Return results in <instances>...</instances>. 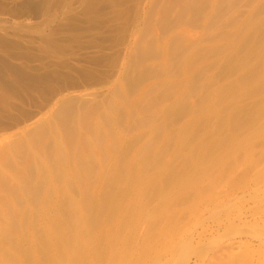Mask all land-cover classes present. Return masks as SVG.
I'll list each match as a JSON object with an SVG mask.
<instances>
[{
  "label": "rangeland",
  "instance_id": "1",
  "mask_svg": "<svg viewBox=\"0 0 264 264\" xmlns=\"http://www.w3.org/2000/svg\"><path fill=\"white\" fill-rule=\"evenodd\" d=\"M8 221L0 264H264V0H0Z\"/></svg>",
  "mask_w": 264,
  "mask_h": 264
},
{
  "label": "bare ground",
  "instance_id": "2",
  "mask_svg": "<svg viewBox=\"0 0 264 264\" xmlns=\"http://www.w3.org/2000/svg\"><path fill=\"white\" fill-rule=\"evenodd\" d=\"M15 226L14 221H8L4 223L3 228L0 229V237H2V243L5 244L10 241L14 237L13 228ZM39 242L35 245L34 237L29 239V246L31 249L29 253H27L28 258L25 261V264H46L47 263V247H46V239L45 233L42 232V235L39 236ZM34 241V242H33Z\"/></svg>",
  "mask_w": 264,
  "mask_h": 264
}]
</instances>
